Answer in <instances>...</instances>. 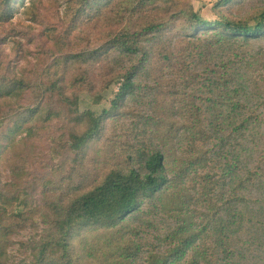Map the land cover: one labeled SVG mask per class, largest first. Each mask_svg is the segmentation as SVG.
I'll return each instance as SVG.
<instances>
[{
  "label": "trees",
  "instance_id": "trees-1",
  "mask_svg": "<svg viewBox=\"0 0 264 264\" xmlns=\"http://www.w3.org/2000/svg\"><path fill=\"white\" fill-rule=\"evenodd\" d=\"M16 1L0 0V21L13 17ZM73 1L76 20L118 5L117 19L129 16L128 26L111 27L93 49L63 51L45 81L0 77V95L30 92L33 101L4 112L0 139L12 142L25 131L33 136L34 118L47 122L63 113L73 123L61 147V188L38 208L48 226L40 238L26 241L33 264H86L76 240L98 229L114 236V264H136L144 247V264H254L264 247V154L254 152L264 138V46L257 44L264 37V8L251 18L219 12L210 20L195 11L191 0H172L165 9L168 18L140 19L136 14L146 6L154 12L159 0ZM233 1L220 0L218 6ZM115 54L136 59L125 70L113 67L107 74V87L118 85L110 105L81 107L75 90H94L92 67ZM55 66L61 71L51 73ZM125 117H131V133L143 129L142 121L152 127L143 129L145 136L169 125L165 133L173 145L150 148L131 142L125 167L76 180L73 173L88 150L109 124ZM176 138H187L186 152L173 147ZM68 158L75 161L71 169ZM178 160L182 164L174 166ZM23 164L13 165L19 177L26 170ZM174 186L178 191L170 196ZM17 194L15 189L0 196L12 203ZM175 196L180 200L167 209L161 201ZM165 210L176 218L175 225L151 236L158 226L149 216L161 212L165 217ZM34 211L13 212L9 221L0 215V240L7 242L13 231L35 223ZM142 218H148L145 224L135 225ZM157 241L168 245L161 250ZM3 252L2 245L0 264ZM97 256L93 251L86 255L100 264Z\"/></svg>",
  "mask_w": 264,
  "mask_h": 264
},
{
  "label": "rangeland",
  "instance_id": "rangeland-1",
  "mask_svg": "<svg viewBox=\"0 0 264 264\" xmlns=\"http://www.w3.org/2000/svg\"><path fill=\"white\" fill-rule=\"evenodd\" d=\"M218 1L220 0H191L195 11H198L203 18L210 20L216 19L219 12L232 14L235 18H251L264 8V0H234L232 4H223L220 7ZM171 2L172 0H159L154 12L149 6H146L136 15L140 19L163 17L166 14L165 9L171 5ZM15 5L13 17L8 21H0V77L15 76L33 82L45 81L48 68L54 66V59L62 55L63 51L93 49V47L104 41L108 29L111 27L123 28L128 26L129 23V16H126L123 21L117 19L118 5L112 8L109 6L103 11L102 15L90 16L86 14L78 20H76L77 13L73 0H17ZM174 33H176L175 30L172 34ZM64 38L67 39V43L62 42ZM257 44L264 46V37ZM135 59L136 57L130 56L118 58V54H115L114 58L110 57L97 62L92 67L94 90L80 88L75 90L78 91L81 97V107L101 109L104 106H109L110 99L117 91L118 85L108 88L110 78L107 74H110L109 72L112 71L113 67L117 71L125 70ZM57 70L61 71L59 66L52 68L51 73H55ZM105 90L106 92H104ZM31 95L30 92L23 96L15 94L0 95V117L8 110L27 105L26 102L30 101ZM32 102H29L30 105ZM128 105H135V102ZM261 109L264 112V107ZM130 121L131 117H125L106 127L101 139L96 141L92 150H88L83 165L76 167V171L73 173L76 180H79V176L84 174H88V180H92V177L97 175L100 178L105 169L115 165L125 167L127 163L126 155L129 151L127 144L131 142H136V147L141 145L150 148L160 147L166 146V143L169 146L173 145V143L167 141L165 133V128L169 125H161L162 131L158 134L145 136L143 129L147 128L146 130H149L152 127L145 126L142 121L139 126L143 129L131 133L133 128ZM31 123L37 131L33 136H29L28 132L25 131L18 134L12 142L8 139L5 140V138L0 139V193L9 194V191L14 192L15 189L18 193V198H14L12 203L7 202L5 198L0 196V215L4 219H8L13 212L35 210L32 217L35 223L30 222L24 228L13 231L7 242L0 240V246L3 245L4 247L1 258L4 264H33L34 253L26 241L29 243L30 240L40 238L42 232L48 226L43 222L41 211L38 208L40 204L42 207L44 206L46 202L44 200L48 195L50 198L57 196L58 194H55V192L62 185L58 164L64 161L65 156L61 154V147L63 141L67 139L73 123L63 113L54 116L47 122L34 118ZM260 129L264 131V123ZM173 147L177 151L186 152L188 149L187 138H176ZM263 148L264 138L260 146L254 151L255 154H264ZM67 161L69 162L68 165H71L69 167L71 169L75 161L71 158H68ZM15 163H24L23 166L26 167L24 174L20 177L13 169ZM93 164L94 167L92 168ZM179 164H182L180 160L176 163L173 161L174 166ZM49 177L52 178V181L46 184ZM193 184L190 183V185ZM48 186L49 191L46 189ZM177 191L178 186L170 188V196L177 193ZM176 198V196L174 198L165 197L161 202H164L165 207L168 209L174 201L180 200H176ZM3 208H6L7 211L4 212ZM170 213L169 210H165V217L161 212L155 216H149L153 217L149 218L152 224L158 226L155 231L151 232V236L165 233L169 227L171 229L175 225L176 218L172 217ZM147 216L144 215V217ZM147 219H135L134 223L135 225H138L137 223L144 225ZM110 232L105 229L89 231L85 236H81L76 240L78 242L76 249H79L80 252V247H82L85 253L82 256L86 264H96L92 261V257H86L91 251H93V254H98L96 258L99 259L100 264H114L110 260L112 249L115 248L112 244L114 236ZM151 236L148 235L149 239L152 238ZM87 238H92L94 242ZM157 243L160 245L161 250H164V247L168 245L159 241ZM107 248L110 249L107 250ZM147 253L148 248L144 247L136 264H144L143 255ZM256 256L257 260L254 264H264V247L256 252Z\"/></svg>",
  "mask_w": 264,
  "mask_h": 264
}]
</instances>
